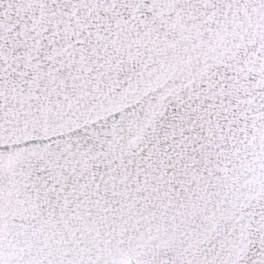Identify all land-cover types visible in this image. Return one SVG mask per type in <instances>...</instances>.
Wrapping results in <instances>:
<instances>
[{
	"label": "snow or ice",
	"instance_id": "1",
	"mask_svg": "<svg viewBox=\"0 0 264 264\" xmlns=\"http://www.w3.org/2000/svg\"><path fill=\"white\" fill-rule=\"evenodd\" d=\"M0 264H264V0H0Z\"/></svg>",
	"mask_w": 264,
	"mask_h": 264
}]
</instances>
